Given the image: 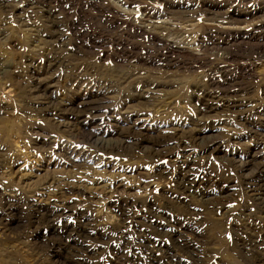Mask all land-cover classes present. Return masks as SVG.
<instances>
[{
    "label": "rangeland",
    "instance_id": "1",
    "mask_svg": "<svg viewBox=\"0 0 264 264\" xmlns=\"http://www.w3.org/2000/svg\"><path fill=\"white\" fill-rule=\"evenodd\" d=\"M263 51L264 0H0V264H264L236 230L264 232L237 162L264 163Z\"/></svg>",
    "mask_w": 264,
    "mask_h": 264
},
{
    "label": "bare ground",
    "instance_id": "2",
    "mask_svg": "<svg viewBox=\"0 0 264 264\" xmlns=\"http://www.w3.org/2000/svg\"><path fill=\"white\" fill-rule=\"evenodd\" d=\"M6 7V6H5ZM7 8V7H6ZM148 10V9H147ZM239 14V13H238ZM235 19V18H234ZM259 28V27H258ZM241 35V33H240ZM236 36V35H235ZM242 36V35H241ZM240 37V36H239ZM243 37V36H242ZM247 37V36H246ZM244 40V38H243ZM228 41V40H227ZM226 41V42H227ZM225 42V43H226ZM240 42V41H239ZM213 43V42H212ZM218 43V42H217ZM228 43V42H227ZM263 45V44H262ZM217 46V45H216ZM223 46V45H222ZM227 46V45H226ZM224 47V46H223ZM233 47V46H232ZM239 47V45H238ZM226 48V47H225ZM237 48V47H236ZM264 52V51H263ZM232 53V52H231ZM230 55V54H229ZM226 58V57H225ZM200 59V58H199ZM235 59V58H234ZM238 59V58H237ZM228 61L224 62L225 64ZM229 63V62H228ZM227 63V64H228ZM232 63V60L231 62ZM242 63V62H240ZM243 63H248L247 62H243ZM250 63V62H249ZM211 65V64H210ZM218 65V64H216ZM215 65V67H216ZM242 65V64H241ZM251 65V63H250ZM214 66V65H213ZM223 66V65H222ZM240 66V65H239ZM227 66L225 65V68ZM242 67V66H241ZM224 68V69H225ZM240 68V67H239ZM249 68V67H248ZM238 69V68H237ZM213 70H216L215 68ZM240 73H243L245 71V73L247 72L246 68H240L239 69ZM251 71V70H250ZM238 72V71H237ZM249 72V71H248ZM239 73V72H238ZM252 74V73H250ZM242 75V74H241ZM214 76V75H213ZM239 76V75H238ZM246 76V75H245ZM250 76V75H249ZM247 77V76H246ZM245 77V78H246ZM213 78V77H212ZM211 78V79H212ZM252 78V77H251ZM254 79V78H253ZM210 87H212L213 89H219L217 84H215L212 80H210ZM41 84L37 83L36 84V89H40L41 88ZM220 86V84H219ZM46 89V88H45ZM208 89V88H207ZM204 90V89H203ZM203 90H201V88H198V92L202 93L203 96L201 97V101L204 100L206 102V104L204 106H201L202 110H207V109H213L215 107L216 104H218L217 102L214 101H225L228 99H219L220 95L219 94H223V93H218L217 91H214L213 93L210 92H204ZM247 91V89H246ZM44 95V94H43ZM225 95V94H223ZM47 97V96H46ZM219 97V98H218ZM203 101V102H204ZM246 103L243 102L241 100H232V101H227L225 104L227 109L230 110H235L238 109L242 106H240L239 103ZM214 106V107H213ZM220 106H224V105H220ZM52 107V106H51ZM217 107V106H216ZM244 107V106H243ZM246 107V106H245ZM54 110V109H53ZM65 115V114H63ZM13 129V126L10 128L9 131H6V134L8 132V135L12 134L10 132H12L11 130ZM15 130V129H14ZM90 136V135H89ZM86 138V137H85ZM89 138V137H88ZM91 138V137H90ZM97 138V137H96ZM95 139V138H94ZM202 139V138H201ZM10 140V139H9ZM88 140V139H87ZM91 140V139H90ZM98 139H96L97 141ZM102 140V139H101ZM198 141V140H197ZM94 143V142H92ZM97 143L100 145L102 144L101 142L97 141ZM125 144H128L127 142H125ZM203 144V143H202ZM129 145H131L132 147L135 148H147L149 149V146H145L142 145V142L140 140H134L132 142L129 143ZM201 147V146H200ZM210 147V146H209ZM131 148V147H129ZM207 148V147H206ZM153 149V148H152ZM164 150V149H163ZM168 153V152H167ZM155 154V153H154ZM3 160V159H1ZM237 160V159H236ZM238 162V166H239V170L242 172V177H243V186H245V188L250 191L252 193V195L254 196V203L256 205V210H258L259 214L261 215V218L264 219V163L263 162H258L257 163H250V164H246L243 163L241 161H237ZM183 165V164H182ZM181 165V166H182ZM236 165V164H235ZM237 169V168H236ZM192 171V170H191ZM177 172V171H176ZM178 185L179 188L181 189V191L183 190V192H193L196 194H198V196L202 199L205 200L206 204H216V205H220V201L224 199V196H226L225 194H227V191L225 190V188L223 189H219L218 193L211 195L210 189L211 185L210 182H206L204 181V184H201L203 181H196V179L194 178L193 174H191L190 170L184 169V167L181 168L179 176H178ZM204 188L203 190L201 188ZM206 188V190H205ZM212 190V189H211ZM213 192V191H212ZM214 193V192H213ZM224 195V196H223ZM35 208V209H33ZM31 209V208H30ZM32 210L33 211H37V215H43L44 217H46L49 221L48 225V231H50L51 233H55L58 235V233L61 230V225H59V223L56 222V220L58 219L59 215H55L52 210L50 212L44 211L37 206V208L34 206H32ZM34 214V213H33ZM6 215V214H5ZM12 215V214H11ZM11 217V216H10ZM52 218V220H51ZM153 219V218H152ZM44 220V219H43ZM8 222V221H7ZM50 222H52L50 224ZM152 222V221H151ZM175 222V221H174ZM248 222V221H247ZM246 222V219H242L241 223H237L236 225V230H237V236L239 238L240 241H242V246L245 252L248 253H252L254 255H257V253L255 252L256 249H260V251L264 252V240L263 237L261 236V234H264V232L258 228V226L255 225H249ZM44 224V223H43ZM61 224V223H60ZM44 226V225H43ZM151 226V224H150ZM181 226V225H180ZM183 226V225H182ZM247 227V228H246ZM153 228V227H152ZM173 228V227H172ZM182 228V227H181ZM157 229V228H156ZM155 229V231H156ZM168 230V229H167ZM179 230V229H178ZM182 230V229H181ZM34 231V230H33ZM247 231V233H246ZM170 236L174 239V245L176 244L177 248L179 251L189 255L191 253V255L196 256L197 253H194V249H191L190 245H187L185 238L183 236H180L179 234L177 235L176 230L172 231V230H168ZM181 232V231H180ZM152 233V232H151ZM183 233V232H182ZM70 234V233H69ZM68 234V235H69ZM168 234V233H165ZM181 234V233H180ZM248 234V235H247ZM71 235V234H70ZM76 235V234H75ZM160 235V234H159ZM183 235V234H182ZM242 238H241V237ZM244 236V237H243ZM170 237V238H171ZM48 238V237H47ZM60 238V237H59ZM58 238V239H59ZM64 239V238H62ZM61 238L59 240H62ZM63 241V240H62ZM77 243L75 241V236L74 237H68L66 239V241L62 242H57L55 245H53L54 247H56V252H58V254L56 255L57 257L59 256L60 253L65 254L64 255V260L67 261L68 258H78L79 256H77L78 254V249L76 248L77 245L75 244ZM191 243V241H190ZM193 245V244H192ZM62 246V247H61ZM157 246V245H156ZM79 248V247H78ZM195 248V247H194ZM154 249V248H153ZM173 249V248H172ZM174 250V249H173ZM197 250V249H196ZM155 251V250H154ZM259 251V252H260ZM159 252V251H156ZM196 252V251H195ZM155 253V252H154ZM167 253L169 255L168 257V261L170 263L172 262H176L175 258L171 256V254L169 253V250L167 249ZM153 254V253H152ZM167 255V254H166ZM165 255V256H166ZM174 255V254H173ZM152 256V255H151ZM82 257V256H81ZM83 259V258H82ZM158 260V259H157ZM159 261V260H158ZM178 261V260H177ZM252 262L256 263V262H264V258L260 259V257L255 256L253 257V259L251 260ZM137 264V263H136ZM174 264V263H173Z\"/></svg>",
    "mask_w": 264,
    "mask_h": 264
}]
</instances>
